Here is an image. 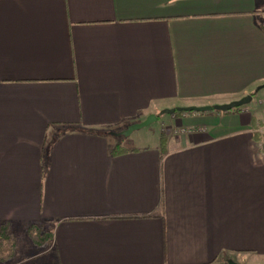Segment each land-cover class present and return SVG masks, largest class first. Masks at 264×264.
I'll list each match as a JSON object with an SVG mask.
<instances>
[{"label":"crops","instance_id":"obj_1","mask_svg":"<svg viewBox=\"0 0 264 264\" xmlns=\"http://www.w3.org/2000/svg\"><path fill=\"white\" fill-rule=\"evenodd\" d=\"M263 84L264 0H0V224L44 264H264L255 97L110 136Z\"/></svg>","mask_w":264,"mask_h":264},{"label":"rangeland","instance_id":"obj_2","mask_svg":"<svg viewBox=\"0 0 264 264\" xmlns=\"http://www.w3.org/2000/svg\"><path fill=\"white\" fill-rule=\"evenodd\" d=\"M264 89L259 91L255 96V105L258 107H264V105H259L258 101L263 100L264 97ZM166 117V116H163ZM146 129V128H145ZM145 129L139 130L134 132L131 136L124 138V137H118L113 139L116 142L121 143L125 147H132L141 145L143 143H146V141L142 138L145 136L144 131ZM13 235L15 236L16 244H17V250L14 255V258L9 261L8 263H0V264H44V261L46 259H49V255H45L44 250L38 249L35 246L32 245L31 240L28 238L25 230L20 227L14 228L12 231Z\"/></svg>","mask_w":264,"mask_h":264},{"label":"trees","instance_id":"obj_3","mask_svg":"<svg viewBox=\"0 0 264 264\" xmlns=\"http://www.w3.org/2000/svg\"><path fill=\"white\" fill-rule=\"evenodd\" d=\"M253 97L256 94H251ZM237 110V109H235ZM234 111V110H233ZM198 114L202 115L203 113H175L174 115H192ZM160 119L161 116L157 115ZM115 154L125 153L126 150L120 145L117 146L114 151ZM26 234L28 238L31 240L32 245L38 249L46 250L50 247L52 243V233L50 231L43 230V227L38 224H33L27 227ZM17 250V244L15 240V236L11 231V225L9 223H1L0 224V263H8L14 258V255Z\"/></svg>","mask_w":264,"mask_h":264},{"label":"water","instance_id":"obj_4","mask_svg":"<svg viewBox=\"0 0 264 264\" xmlns=\"http://www.w3.org/2000/svg\"><path fill=\"white\" fill-rule=\"evenodd\" d=\"M263 89H264V84L257 87L254 91V94H257L259 91ZM252 100H253V96L247 95L237 101H233L223 105H213V106L208 105L202 107L191 106L184 108L165 109L159 113V116H164V115L171 116L174 115L175 113H181V112L182 113H211V112L227 113L232 110L250 105ZM156 122H158V117L156 115H149L144 121L130 125L124 131H121L119 133H110V136L115 138L118 137L127 138L131 136L134 132L145 129ZM228 264H235V263L229 261Z\"/></svg>","mask_w":264,"mask_h":264},{"label":"built area","instance_id":"obj_5","mask_svg":"<svg viewBox=\"0 0 264 264\" xmlns=\"http://www.w3.org/2000/svg\"><path fill=\"white\" fill-rule=\"evenodd\" d=\"M258 104L259 105H264V99L263 100H260V101H258ZM181 132H184V130H180ZM180 131H178V132H180Z\"/></svg>","mask_w":264,"mask_h":264}]
</instances>
